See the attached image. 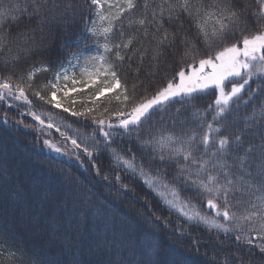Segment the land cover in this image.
I'll list each match as a JSON object with an SVG mask.
<instances>
[{"label":"snow or ice","instance_id":"obj_1","mask_svg":"<svg viewBox=\"0 0 264 264\" xmlns=\"http://www.w3.org/2000/svg\"><path fill=\"white\" fill-rule=\"evenodd\" d=\"M85 12L94 18L86 20L81 31L73 34L66 26L68 21H75ZM56 28L64 33L60 49L66 53L65 58L55 65L52 79L33 91V96L60 108L58 92L68 96L100 83L92 97L93 103L119 90L114 99L123 105L130 99L127 70L133 64L135 82L131 91L135 93L138 87L144 91L149 87L155 89L152 96L145 95L138 102L131 97L134 102L130 112L111 113L117 118L115 121L103 115L93 116L96 131L77 133L79 142L65 136L57 127L56 131L70 140L76 159L80 160L82 154L96 174H100L92 160L94 153L101 150L99 133L103 150L109 152L114 167L138 177L169 211L179 213L189 224L203 226L209 232L215 230L217 236L231 233L230 239L237 246H253L264 258V103L246 115L242 125H238V113L234 114L242 102L247 104L240 95L246 87L245 95L252 99L250 82L254 79L260 80L257 90L264 98V0H7L0 3V71L6 73L0 78V102L11 99L31 105L25 89H32L37 74L49 71V65L33 68L26 80L20 76L19 82L13 81L11 69L22 58L21 52L26 58L38 51V33V43L42 46ZM230 39L235 42L229 43ZM47 42L50 46L52 40ZM89 42L97 48L96 55H86ZM146 58L152 68L147 82L140 79ZM78 67L86 79L73 78ZM174 67L178 71L169 77ZM157 77L162 78L159 84L155 83ZM61 80L66 83L61 85ZM68 81L73 87H68ZM77 84L83 88L75 87ZM209 87L218 91L214 105L207 110L212 113L211 122H207L206 112L196 109L193 103L194 94ZM47 89H52L48 98L41 95ZM186 105L193 108L194 124L180 119ZM63 111L70 109L65 107ZM92 111L86 108L82 112L71 111V115L85 116ZM28 114L41 126L45 125L41 115L31 110ZM153 117L160 125L159 133L150 126L142 136L141 130ZM166 117L173 129L180 125L179 133L165 129ZM230 125L235 126L234 131L222 134V129ZM46 127L52 129L54 125L49 122ZM125 135L134 138L136 146L149 154L147 164L137 161L131 147L128 156L113 147V139ZM44 143L55 152L68 155L51 141ZM153 161L158 163V168L153 166ZM169 166L177 168L175 178H183L185 188L193 190L192 195L206 205L211 215L201 211L190 198L182 199L174 186L162 182L161 170ZM115 180L119 181L120 176L116 175ZM163 223L168 226L166 221ZM253 233L258 243H254ZM145 247L160 259L133 258L127 264H188L187 258L183 261L163 258V246L154 240L145 241ZM196 250L199 252L198 247ZM19 251L0 242V254L15 259ZM139 255L143 257V252ZM210 261L216 262V256L201 264ZM225 264H251V257L241 256L238 247L237 252L226 257Z\"/></svg>","mask_w":264,"mask_h":264},{"label":"trees","instance_id":"obj_2","mask_svg":"<svg viewBox=\"0 0 264 264\" xmlns=\"http://www.w3.org/2000/svg\"><path fill=\"white\" fill-rule=\"evenodd\" d=\"M5 2L7 0H0V3ZM80 6L87 7L86 4ZM93 18L91 13L85 12L77 16L75 21H68L66 26L70 32L78 34L85 21ZM22 28L24 25H21ZM48 39L52 40L50 46ZM63 39L64 33L60 28H56L40 46L38 33V51L26 58L25 53L21 52L22 58L15 68L11 69L13 81L19 82V77L24 76L26 80L27 74L33 68H38L41 64L49 65V71L37 74L32 82L33 88L25 89L29 100L32 101L31 105L22 108L0 102V242L20 250L15 259L0 254V264H127V261L133 258L160 259L145 247L147 240H154L163 246V258H178L182 261L187 258L188 264H201L213 255L216 256V262L210 261V264H225L226 257L237 252L238 247L241 256L245 259L251 257V264H264V258L258 250L249 245L237 246L236 242L230 239L231 233H221L217 236L215 230L209 232L203 226L189 224L179 213L169 211L138 177L123 168L114 167L109 152L103 150V147L92 157L95 166L100 169L99 175L82 154L81 161L76 162L49 150L44 143L40 124L28 114L29 110L41 115L46 125L51 121L50 118L59 117L63 123L56 119L52 123V129L46 126L45 128L52 133L53 141H64L66 146L74 151L70 140H65L60 132L56 131L57 127L65 136H71L74 130L85 134L93 133L97 127L92 121L93 116L99 118L103 115V118L114 121L116 117L111 113L116 110L130 112L134 102L131 97L134 96L138 102L145 95L152 96L155 91L152 87L147 91L139 87L135 93L131 91V85L135 82L132 69L136 65L133 64L132 69L127 70L130 99L123 105L114 99L119 90L105 94L93 103L92 97L101 85L74 92L69 97L60 96L63 99L60 108H56L54 103L48 104L45 100H40L33 96L32 92L40 90L41 85L52 79L56 71L55 65L65 58L66 53H62L60 49ZM228 42L233 43L235 40L230 39ZM97 53V48L89 42L86 55ZM151 71L146 58L140 71V79L147 82V75ZM175 71L178 69L174 67L168 76L174 75ZM5 75L6 73L0 71V78ZM161 79L157 77L155 83L159 84ZM121 80L122 83L125 82L124 77ZM250 85L254 93L252 99L249 100L245 95L246 87L245 92L240 95L247 104L242 102L234 112L238 113V125L245 122V116L250 115L254 108L258 109L264 103V98L260 97L257 90L260 80L254 79ZM51 91L52 89L43 90L41 95L48 98ZM194 95L195 108L206 112V120L211 122L212 113L207 110L209 106L214 105L218 91L210 87ZM73 101L76 103H72ZM65 107L70 111L64 112ZM176 107L179 108L180 105L177 104ZM86 108L93 111L85 116L71 115V111L82 112ZM192 110L191 105H186L185 109H182L180 119L194 124L191 120ZM26 113L28 115H25ZM168 119L166 117L163 122L165 129L179 133L180 125L177 124L173 129L168 124ZM150 126H153L154 132L159 133L160 125L157 124L156 117H153L141 130L142 136L146 135L145 129ZM234 128L235 126L230 125L222 129V134H231ZM77 140L79 142V139ZM113 147L122 151L125 156L130 155L128 148L131 147L137 161L148 163L149 154L136 146L134 138L127 135L117 136L113 139ZM152 163L154 167H159L157 162ZM161 172L162 182L174 186L182 199L190 198L201 211L212 214L198 197L192 195V189L185 188L182 177L175 178V166L166 167ZM155 174L153 172V175ZM116 175L120 176L119 181L115 180ZM104 176H108V179L105 180ZM122 184L128 187L122 188ZM164 221L167 222V227L164 226ZM252 235L254 243H258L255 233ZM141 252L143 257L139 255ZM21 253L23 255H20ZM204 253L208 254L207 257Z\"/></svg>","mask_w":264,"mask_h":264},{"label":"rangeland","instance_id":"obj_3","mask_svg":"<svg viewBox=\"0 0 264 264\" xmlns=\"http://www.w3.org/2000/svg\"><path fill=\"white\" fill-rule=\"evenodd\" d=\"M80 64L81 65H83L84 64V61L83 60H81L80 61ZM90 67V66H89ZM74 77L73 78H75V79H78V80H81V79H86V76H82L81 75V69L78 67V68H76L75 70H74ZM69 75L71 76L72 75V73H69ZM102 78L103 77H101V81H102ZM61 85H63V84H65L66 82L65 81H63V80H61L60 82H59ZM67 85H68V87L69 88H71V87H73V85H72V83H71V81H68L67 82ZM96 85H100V83H97ZM75 87H77V88H83V85L82 84H77V85H75ZM89 88H91V87H88V88H86L85 90H87V89H89ZM210 88V87H209ZM208 89V88H207ZM72 94H74V92H72V93H70L68 96H64V94H63V92L61 91V92H58L57 93V100H59L60 101V104L62 105V103H63V99L60 97V96H62V97H69L70 95H72ZM7 105H10V106H12V105H15V106H19V107H22V108H27L29 105H27V104H25L23 101H15V100H11V99H9L8 101H7ZM27 110V109H26ZM25 115H28L27 113L25 114ZM33 119V118H32ZM58 120V122H60V123H63L62 122V120H60V118L59 117H55L54 116V118L53 119H51L50 118V123H53V122H55L54 120ZM117 119V118H116ZM115 119V120H116ZM34 120V119H33ZM114 120V121H115ZM35 121V120H34ZM38 123V122H37ZM45 126H46V123H45V125L44 126H41L40 125V129H41V131L43 132V135H44V138H45V140H49V141H51L52 143H54V144H56L57 146H59V147H61L63 150H66L67 152H68V155H63V154H61V153H57V152H55L54 150H52V149H50L49 147V150L50 151H52L54 154H57L58 156H61V157H64V158H67V159H69V160H72V161H76V162H80L81 160H77L76 159V157L73 155V151L71 150V149H69L67 146H66V143L64 142V141H59L58 139H56L55 141H53L52 140V133L49 131V130H46V128H45ZM112 131H120L119 129H112ZM77 133H82V134H85V133H83V132H81V131H79V130H74L73 132H72V134H71V136H74V137H76L77 139H80V137L77 135ZM98 135H99V133H97ZM97 139H99L100 141H101V145H100V147H103V138H102V136H98L97 137ZM209 215H211V214H209Z\"/></svg>","mask_w":264,"mask_h":264}]
</instances>
